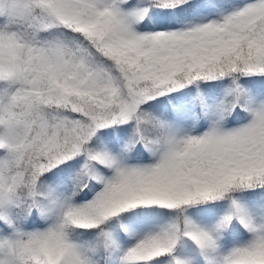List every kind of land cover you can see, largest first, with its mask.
<instances>
[{
	"label": "snow or ice",
	"instance_id": "obj_1",
	"mask_svg": "<svg viewBox=\"0 0 264 264\" xmlns=\"http://www.w3.org/2000/svg\"><path fill=\"white\" fill-rule=\"evenodd\" d=\"M0 264H264V0H0Z\"/></svg>",
	"mask_w": 264,
	"mask_h": 264
}]
</instances>
